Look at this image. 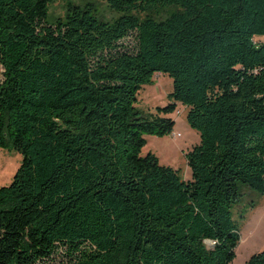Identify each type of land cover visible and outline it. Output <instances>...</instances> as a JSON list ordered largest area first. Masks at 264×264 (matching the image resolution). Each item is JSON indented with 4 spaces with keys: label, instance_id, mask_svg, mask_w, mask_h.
Here are the masks:
<instances>
[{
    "label": "trees",
    "instance_id": "1",
    "mask_svg": "<svg viewBox=\"0 0 264 264\" xmlns=\"http://www.w3.org/2000/svg\"><path fill=\"white\" fill-rule=\"evenodd\" d=\"M0 0V264H229L238 185L264 194V0ZM175 8L155 19L149 13ZM171 80L154 113L135 106ZM176 104L199 141L189 176L140 154ZM246 264H264V248Z\"/></svg>",
    "mask_w": 264,
    "mask_h": 264
},
{
    "label": "rangeland",
    "instance_id": "2",
    "mask_svg": "<svg viewBox=\"0 0 264 264\" xmlns=\"http://www.w3.org/2000/svg\"><path fill=\"white\" fill-rule=\"evenodd\" d=\"M69 3L78 6L89 3L95 16L102 20L116 17L104 0H55L47 7L49 19L63 17ZM174 9L171 7L149 14L155 19H161ZM170 91V78L166 74H154L151 81L139 89L135 106L144 115L154 113L157 106L169 102L167 95ZM185 110L184 107L176 104L175 109L165 115L173 120L171 131L163 135L143 134L145 142L140 149L141 155L152 153L160 165L178 169L183 179L189 176L184 154L199 141L198 132L189 127L185 121ZM19 162L20 155L16 151L0 148V186L9 183ZM238 192V199L231 205V214L239 225V240L233 249L234 255L229 264H246L251 254L264 248V194L240 184ZM65 261L62 253H56L40 264H59Z\"/></svg>",
    "mask_w": 264,
    "mask_h": 264
}]
</instances>
